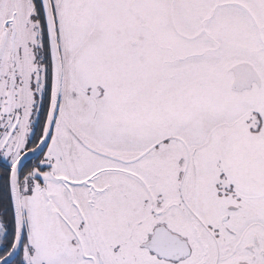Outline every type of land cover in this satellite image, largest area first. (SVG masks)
<instances>
[{
  "label": "snow or ice",
  "instance_id": "6c2138e0",
  "mask_svg": "<svg viewBox=\"0 0 264 264\" xmlns=\"http://www.w3.org/2000/svg\"><path fill=\"white\" fill-rule=\"evenodd\" d=\"M0 264H264V0H0Z\"/></svg>",
  "mask_w": 264,
  "mask_h": 264
}]
</instances>
